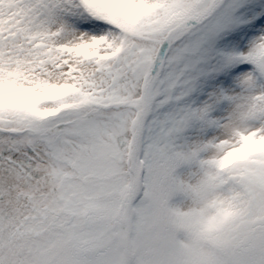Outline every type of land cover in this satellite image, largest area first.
<instances>
[{
  "label": "snow or ice",
  "instance_id": "1",
  "mask_svg": "<svg viewBox=\"0 0 264 264\" xmlns=\"http://www.w3.org/2000/svg\"><path fill=\"white\" fill-rule=\"evenodd\" d=\"M0 264H264V0H0Z\"/></svg>",
  "mask_w": 264,
  "mask_h": 264
}]
</instances>
